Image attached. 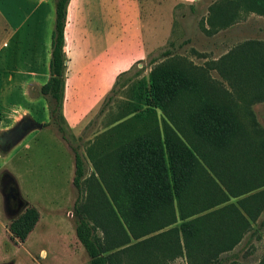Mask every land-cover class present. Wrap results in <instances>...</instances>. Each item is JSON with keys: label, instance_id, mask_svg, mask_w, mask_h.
Listing matches in <instances>:
<instances>
[{"label": "rangeland", "instance_id": "obj_1", "mask_svg": "<svg viewBox=\"0 0 264 264\" xmlns=\"http://www.w3.org/2000/svg\"><path fill=\"white\" fill-rule=\"evenodd\" d=\"M2 1L3 6L8 2L21 5L25 13L12 15L16 20L25 18V14L35 8L26 19L27 23L34 25L36 21L38 24L42 22L45 27L48 8L53 0H48L47 3L39 0ZM82 1L86 7L87 0ZM127 2L126 9L121 13L125 25L122 34L123 38L129 39L132 44L127 43L126 55L116 59L115 63L129 60V65L124 71L133 72L145 65L147 60L139 62L143 59L140 55L136 2ZM195 3L197 13L188 11L187 16L182 19V39L188 38L190 42L178 51L175 58L164 61L168 68L179 69L194 80L197 95L190 96L185 90V95L176 106L187 109L204 102L206 105L229 108L236 120L234 142L230 149L219 153L217 159L221 160H217L216 164L222 180L213 173L219 184L212 189V198L209 201H173L166 207L157 206L142 211L139 214L140 219L128 218L129 224L121 227V236L119 230H98L105 247H113L109 253H115L116 264L119 261L123 262L122 264H127V261L132 264H190L182 224L192 218L183 216L186 211H197L196 202H203L204 211L193 217L204 215L206 225L217 227L216 234L220 237V245L225 241L233 244L230 249L219 254L220 264H263L264 71L255 70L248 61L233 65L224 59L236 45L246 39L264 40V15L261 12L264 11V0H197ZM103 4L100 3L101 6ZM50 23L55 26L54 21L50 20ZM42 41L43 35L39 40L33 41L32 49L33 60L34 56L42 59L39 63L32 62L40 74L39 77H34L39 82L45 81L46 75L50 74L49 64L45 63ZM258 51L257 57L261 63L264 59V49L258 48ZM20 52L21 55L16 53V58L13 59V63L18 66L25 61L23 51ZM8 63L12 64L11 60ZM149 68H146L141 79L135 83L134 94L127 99L120 120L112 127L121 125L122 130L127 132V142L161 122L162 107L156 102L152 87V68ZM119 74L106 79L86 78L84 80L90 83L87 89H82L80 95H73L70 86L64 95L62 112L68 118L71 128L76 126L74 119L80 116L82 118L83 127L77 133V140L73 139L74 134L71 131H65L70 140L79 145L86 162L81 201L84 208L91 202L89 179L93 173L84 151L85 137L91 133L93 120L113 90ZM18 81L20 78L14 72L11 83H14L15 92H0V137L4 131L27 118L47 126H32L33 129L30 127L25 137L9 153L7 148L0 145V264H90V257L77 238L76 231L74 232L78 222L74 215V204L79 195L73 183L74 151L50 117V102L53 101L41 93L38 84L32 85L35 89L31 90V97L24 94L23 88L17 85ZM96 88L106 89L103 95H100L103 96L102 101L92 110V91ZM16 117L19 119L15 120ZM98 135L99 133L95 138H90L88 143L94 142ZM111 146L113 143L108 147L105 145V150ZM91 147L90 144L87 151H90ZM192 189L194 190L193 187ZM15 192L18 196L12 197L11 193ZM129 199L134 198L128 196ZM168 200L172 201L170 198ZM27 205L36 207L41 212L42 222L39 227L36 226L31 239L16 242L15 238L8 236L6 229L10 228L12 221L21 217ZM66 223L68 228L65 230ZM126 231L127 236H123ZM73 233L79 241V246ZM148 238L155 243V258L148 253H141L146 246L143 241ZM121 239L124 242L120 243ZM111 240L119 241L113 243ZM136 244L135 250L125 251ZM43 250L46 252H42ZM122 250L125 253H122ZM192 250L198 255L197 258L192 256V263H202L206 249L199 250L195 245Z\"/></svg>", "mask_w": 264, "mask_h": 264}, {"label": "trees", "instance_id": "obj_2", "mask_svg": "<svg viewBox=\"0 0 264 264\" xmlns=\"http://www.w3.org/2000/svg\"><path fill=\"white\" fill-rule=\"evenodd\" d=\"M68 3L69 0H57L56 3L50 62L51 77L41 87V93L53 101L50 102V117L74 151L73 183L79 191L74 204V215L78 219L77 238L89 255L90 264H116L115 253H109L113 247H105L98 230L111 232L119 230L121 236V227L129 224L128 218L140 219L139 214L142 211L157 206L166 207L173 201L188 203L209 201L212 198V189L219 184L213 173L222 180L216 161L221 160L217 159L220 152L230 149L233 145L237 130L236 120L232 110L224 106L206 105L204 102L187 109L176 106L185 95V90L190 96L197 95L193 79L179 69L168 68L164 63L175 58L178 51L190 42L188 38L182 39L184 36L182 19L187 16L188 11L197 13L198 8L196 3L183 6L177 11L180 25L178 38L170 45L154 52L142 67L133 72L124 71L119 74L113 90L98 111L92 125L94 129L121 90L149 67L152 68L155 99L162 107L161 122L158 126L122 144L110 154L94 161V171L89 179L91 202L84 208L81 201L83 182L86 178V162L79 145L74 144L66 134L60 118L66 68L65 29ZM261 12L264 15V11ZM258 48L264 49V40L246 39L236 45L224 60L233 65L248 61L255 70L264 71V59L260 63L257 57ZM18 189L17 186V191ZM18 194L11 193V196L15 197ZM128 196H133L134 199L128 200ZM202 203H195V208L198 207L197 211H186L183 215L186 218L192 217L182 224L189 263L193 264L192 256L196 258L198 256L192 250L197 245L199 250L206 249L202 263L199 264H220L219 254L230 249L233 244L225 241L220 245V237L216 234L217 227L206 225L203 220L204 215L193 217L204 211ZM39 217L38 209L27 205L21 217L10 224L13 236L22 242L25 241L36 226ZM123 236H127V231ZM118 241L111 240L113 243ZM122 242L124 241L121 239L120 243ZM143 242L147 247L144 246L141 253H148L155 258L153 251L155 243L149 238ZM143 242L139 244L142 245ZM136 247L137 244L125 251L135 250ZM125 251L122 250V253ZM122 263L119 261L117 264ZM127 264L132 263L127 261Z\"/></svg>", "mask_w": 264, "mask_h": 264}, {"label": "crops", "instance_id": "obj_3", "mask_svg": "<svg viewBox=\"0 0 264 264\" xmlns=\"http://www.w3.org/2000/svg\"><path fill=\"white\" fill-rule=\"evenodd\" d=\"M39 1L43 3L48 2V0ZM196 1L197 0H135L140 30V55L144 61L158 49L170 45L178 38L180 34V25L177 18V11L181 7L193 4ZM3 2L4 1L0 0V92L9 94L15 92L14 83H11L15 72L20 78L17 85L23 88L24 94L30 96L31 90L35 89V86H32L33 84H38L41 88L51 77V74H47L46 80L43 82H39L37 78H34L39 77L40 74L38 70H35L37 66L34 68V63L32 64V62L39 63L42 59L34 56L35 60H33L32 49L33 41L39 40L40 36L43 35L41 44L44 47L45 63L49 64L50 71L52 34L55 29L54 25L51 26L50 20L56 21L57 0H53L51 5H49L50 7L46 15L47 24L45 27L42 22L38 24L36 21L34 25H32V23H27L26 19L30 17L35 8L29 10V12L25 14V18L21 17L19 20H16V17L13 18L12 15L20 12L25 13V11H22L21 5L17 6L8 2L7 5L3 6ZM87 2L85 7V2L82 0H69L67 6V25L65 29L66 68L65 76L63 77L62 106L65 100L64 95L67 93L69 86L73 95H80L83 91L82 89H87L88 83H90L84 79L110 78L112 75L116 76L124 72L129 65V60H126L124 63H115L116 59L118 60L120 57L126 55L127 43L132 44V42H129V39L123 38L122 34L125 25L123 24L121 13L128 5L127 0H122V2H119V0H87ZM101 2L104 3L103 6L100 5ZM22 41L23 46L21 45ZM21 47L22 50H20ZM113 47L114 50H112ZM20 51H23V59H25V61L24 64L18 66L13 63V59L16 58V53L21 55ZM36 59H39V61H36ZM10 60L12 64L9 65L8 62ZM26 75L28 78H26ZM141 76L134 79L121 90L107 111L99 119L96 127L85 137L86 144L84 151L93 171V163L95 160L110 154L116 148L127 142L125 138L127 132L122 130L121 125L115 126L116 128L112 127L120 120L121 113L126 108L125 104H127V99L134 94L136 89V87H134L135 83L141 79ZM104 89L96 88L92 91V94H94V98L91 100L90 104L92 110L102 101L103 96L100 95H103ZM114 106H116L115 109ZM60 118L65 130L71 131L72 134H74L73 139L77 140V133L83 127L81 116L73 120V123L76 125L73 128H71L70 122L62 110ZM18 119L19 117H16L15 120ZM146 123L148 122L146 121ZM98 133L99 137H97L94 142L88 143L90 138H95V135ZM112 133L115 134L113 135ZM109 138L111 140H108ZM112 143L113 146L109 147L106 151L105 145L108 147ZM90 144L92 147L90 151H87V147ZM15 145H17V143L7 149V153H9ZM101 150L104 151L100 153ZM39 213L40 217L36 224L37 227H39L42 222V214L41 212ZM36 226L23 242L32 238L31 236L34 234L33 232ZM67 228L68 223H66L65 230ZM75 231L76 228L74 229V232ZM6 232L9 237L15 238L9 227H7ZM73 235L76 244L79 246V241L75 237V233H73ZM15 240L17 242L18 239L15 238ZM67 240L68 236H66V241ZM42 252L46 251L43 250Z\"/></svg>", "mask_w": 264, "mask_h": 264}, {"label": "flooded vegetation", "instance_id": "obj_4", "mask_svg": "<svg viewBox=\"0 0 264 264\" xmlns=\"http://www.w3.org/2000/svg\"><path fill=\"white\" fill-rule=\"evenodd\" d=\"M34 124L35 123L31 118L17 122L14 126L15 130L12 133L5 134V131L2 133V136L0 137V145L3 148L9 149V146L12 144V139H17V136L28 131Z\"/></svg>", "mask_w": 264, "mask_h": 264}, {"label": "water", "instance_id": "obj_5", "mask_svg": "<svg viewBox=\"0 0 264 264\" xmlns=\"http://www.w3.org/2000/svg\"><path fill=\"white\" fill-rule=\"evenodd\" d=\"M34 121V120H33ZM34 128H42L43 127V124L42 123H39V122H36L34 121ZM31 129H33V127H31ZM15 130V127L5 131L4 133L7 134V133H12L13 131ZM28 133V131L20 134L19 136H17V139H12V144L9 146V148L13 145V144H16L18 143L20 140L23 139V137H25V135Z\"/></svg>", "mask_w": 264, "mask_h": 264}]
</instances>
